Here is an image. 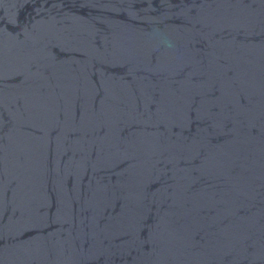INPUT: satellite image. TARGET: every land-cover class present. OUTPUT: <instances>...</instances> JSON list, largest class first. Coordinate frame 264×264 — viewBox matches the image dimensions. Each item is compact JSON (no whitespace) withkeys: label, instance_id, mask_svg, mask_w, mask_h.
Returning a JSON list of instances; mask_svg holds the SVG:
<instances>
[{"label":"water","instance_id":"obj_1","mask_svg":"<svg viewBox=\"0 0 264 264\" xmlns=\"http://www.w3.org/2000/svg\"><path fill=\"white\" fill-rule=\"evenodd\" d=\"M0 264H264V0H0Z\"/></svg>","mask_w":264,"mask_h":264}]
</instances>
